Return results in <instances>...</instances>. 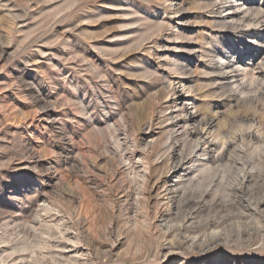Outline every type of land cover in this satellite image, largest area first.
Segmentation results:
<instances>
[{"label":"rangeland","instance_id":"1","mask_svg":"<svg viewBox=\"0 0 264 264\" xmlns=\"http://www.w3.org/2000/svg\"><path fill=\"white\" fill-rule=\"evenodd\" d=\"M179 103L222 180L170 204ZM263 142L264 0H0V234L61 250L43 216L72 264H264Z\"/></svg>","mask_w":264,"mask_h":264},{"label":"bare ground","instance_id":"2","mask_svg":"<svg viewBox=\"0 0 264 264\" xmlns=\"http://www.w3.org/2000/svg\"><path fill=\"white\" fill-rule=\"evenodd\" d=\"M250 10V9H249ZM253 10V9H252ZM251 10V11H252ZM255 10V9H254ZM260 11V10H259ZM259 14V13H258ZM250 18V17H248ZM245 19V18H244ZM247 19V18H246ZM232 24V23H231ZM225 25L227 26L228 23H225ZM230 25V24H229ZM228 25V26H229ZM223 27V26H222ZM207 43V42H206ZM209 49V48H208ZM212 54V53H211ZM223 62V61H222ZM221 68V67H219ZM247 68V67H246ZM205 71V70H204ZM217 72V71H216ZM202 73V72H201ZM252 73V72H251ZM254 73V72H253ZM206 74V73H205ZM221 74V73H220ZM254 75H251V79L254 80ZM256 81V80H255ZM200 82V81H199ZM213 86V85H212ZM192 87V86H191ZM191 89V88H190ZM188 90V89H187ZM191 91V90H190ZM181 98V97H180ZM177 99V98H176ZM181 104V103H179ZM176 104L175 107L178 108L179 110H177L178 112L176 113V116H172L168 118V121L171 120L170 125H168L167 129L170 131L169 132V136L165 137L166 140L164 141L163 144V161L165 162H169V169L168 172H171L170 178H167V183H171L169 184L168 187L164 188L166 189L168 194H172L171 199H170V204L174 203L176 201V196L179 193V188L181 184L184 183H194V182H198L202 179L201 175L205 173V176H203V179H207L208 177L211 178V181L209 183H213V187H216L219 184L220 179V175L219 178H217V174L215 173H208L210 172L214 167L212 166L214 163L218 162L221 160V154L218 152L217 148H212V146L214 145H210V147H208L207 145H205L203 147V144L207 142V140H205L203 138V135L200 131L201 128L200 126H204L207 125L208 128H211L212 125H209V122L206 121V119H200L197 120V118L193 115L190 114L189 117H185L183 118L182 116L188 115L189 112H185L184 108L182 109V104L179 105ZM173 105V104H172ZM210 110V109H209ZM86 113V112H85ZM122 114V113H121ZM183 114V115H182ZM212 114V113H210ZM209 114V115H210ZM216 114V113H215ZM182 115V116H181ZM205 116V115H204ZM219 116V114H218ZM89 117V116H88ZM182 117V118H181ZM217 117V116H216ZM215 117V118H216ZM167 118V117H166ZM201 118V117H200ZM224 118V116H223ZM209 119V118H208ZM207 119V120H208ZM217 119L220 120L219 117H217ZM94 120V118H93ZM192 120H195L196 122H198V125H193L192 124ZM96 121V120H95ZM105 121V120H104ZM222 121V120H220ZM195 122V123H196ZM218 122V121H217ZM107 123V122H106ZM216 123V122H215ZM91 124H93L91 122ZM149 124V122H148ZM114 125V123H113ZM151 125H152V121H151ZM162 125V124H161ZM200 128H199V127ZM217 126V125H216ZM215 126V127H216ZM93 127V125H92ZM115 127V126H114ZM149 128V127H148ZM97 130H99L98 128H96ZM166 129V130H167ZM229 129V128H228ZM210 130V129H209ZM214 130L212 133L213 138L216 137H221L224 138L226 137V131L222 130V127L219 125L216 129H212ZM203 132V131H202ZM230 132V131H229ZM229 132L227 134H229ZM233 132V131H232ZM91 133V132H90ZM118 133V132H117ZM211 133V132H210ZM168 134V133H167ZM233 135V134H232ZM231 135V136H232ZM230 136V135H229ZM254 136V134L252 135ZM90 137V136H89ZM119 137V136H118ZM234 137V136H233ZM180 138L181 141H180ZM244 139V136L241 137ZM260 138V137H259ZM117 140H119L118 138H116ZM248 139V138H247ZM251 139V138H250ZM262 139V138H261ZM121 140V139H120ZM219 140V139H218ZM235 140V139H234ZM100 141V140H99ZM125 141V140H124ZM230 141V140H228ZM227 141V142H228ZM123 142V141H122ZM226 142V140L223 141V146L225 147V152L227 153V149H229L230 144L228 145V143ZM244 142V141H243ZM246 142V141H245ZM261 143V142H260ZM119 144V143H118ZM264 144V142H263ZM125 145V144H124ZM121 146V144L119 145ZM125 147V146H124ZM157 148L156 142H148V154H154L155 155V150ZM189 148V152L186 154L185 150ZM227 148V149H226ZM161 149V148H160ZM125 150V149H124ZM158 151V150H157ZM147 152V151H145ZM144 152V153H145ZM118 153V152H117ZM159 154V153H158ZM228 155V154H227ZM160 156V157H162ZM230 156V155H229ZM93 157V156H92ZM143 157V156H142ZM159 156H157L155 158V160L158 158ZM144 158V157H143ZM159 159V158H158ZM227 159V158H226ZM228 160V159H227ZM144 161V160H143ZM230 161V160H229ZM146 164V163H145ZM218 164V163H217ZM185 166L184 168V172L185 173H179L180 170L182 169V167ZM222 166V165H221ZM135 168V167H134ZM245 168V167H244ZM123 169V168H121ZM243 169V168H242ZM152 170V169H151ZM220 170V169H218ZM225 170V169H224ZM127 171V170H126ZM215 171V170H213ZM120 172V170H119ZM192 172H197V174L195 173V176H192ZM223 172V171H222ZM199 173V174H198ZM243 173V172H242ZM248 173V172H246ZM250 173V172H249ZM227 174V173H226ZM123 175V173H122ZM239 175H241L239 173ZM251 175V174H250ZM168 176V175H167ZM246 176V174H245ZM120 177V176H119ZM148 174L143 173V178L146 179L148 178ZM216 177V178H215ZM225 177V176H224ZM242 178V177H241ZM171 179V180H170ZM219 179V181H218ZM222 180V179H221ZM245 180V179H243ZM224 183V182H223ZM150 184V183H149ZM208 184V186H211ZM210 188V187H209ZM207 191V190H206ZM203 192V196L205 194V192ZM217 191V190H215ZM166 193V194H167ZM165 194V193H164ZM167 197V195H166ZM170 197V196H169ZM148 199V198H147ZM162 199V198H161ZM146 201V200H145ZM166 201V200H164ZM168 201V200H167ZM163 202V201H162ZM191 202V201H190ZM168 204V203H167ZM44 206V204L42 205ZM45 208V206H44ZM44 210V209H43ZM42 210V211H43ZM38 216L36 215V218ZM48 217V216H47ZM53 217V216H52ZM50 218V217H49ZM39 219V220H38ZM59 219V218H58ZM34 220V219H33ZM35 224L39 223L40 225V229L42 232H44L45 234L47 233L50 237H55L57 239L56 243H53V246H57L59 248H61V250H54L52 249V245L50 246L49 242L50 239L47 238H43V240L40 241H35V240H29V237L24 236L21 238H17V239H13V237H9L11 236L10 234L7 236L3 233L0 234V243H7L3 248H0V264H2L1 262L4 261H8V259H12L11 261H15L17 260H21L22 264H42L44 263V261L46 260V258H50L52 263H57V264H72V262H74V258L70 257V255L65 251L68 247L70 248V243L73 244H78L79 241V236L78 237H70V233L67 230H63L61 225H57L59 229V232L57 231H51V229L53 228V226H51L52 224L54 225V223H52L51 225L48 224L47 220L45 218H43V216H41L40 218H37L35 220ZM58 220H56L57 222ZM34 222V221H33ZM13 223V222H12ZM61 223V222H60ZM63 223V222H62ZM29 224V223H28ZM31 225V224H30ZM56 226V224H55ZM167 226V225H166ZM185 227L184 224H181L180 226L174 228L170 225H168L166 227V232L168 233H172L175 230H181L182 227ZM32 228V227H31ZM35 228V227H34ZM68 228V227H67ZM186 228V227H185ZM34 230V229H33ZM53 230V229H52ZM14 231V230H13ZM45 236V235H44ZM175 243L174 241L171 242V245L173 246ZM170 245V246H171ZM72 246V245H71ZM78 248V247H77ZM77 252V251H76ZM18 253L17 257L13 255ZM16 260V261H17ZM16 264V262H13V264ZM19 262H17L18 264ZM51 264L50 262H45V264Z\"/></svg>","mask_w":264,"mask_h":264}]
</instances>
